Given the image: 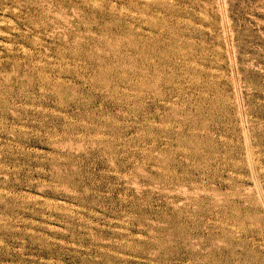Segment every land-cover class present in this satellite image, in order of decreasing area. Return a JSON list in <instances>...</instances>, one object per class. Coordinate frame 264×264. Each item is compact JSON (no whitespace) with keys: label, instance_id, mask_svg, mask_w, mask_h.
Segmentation results:
<instances>
[{"label":"rangeland","instance_id":"rangeland-1","mask_svg":"<svg viewBox=\"0 0 264 264\" xmlns=\"http://www.w3.org/2000/svg\"><path fill=\"white\" fill-rule=\"evenodd\" d=\"M0 264H264V0H0Z\"/></svg>","mask_w":264,"mask_h":264}]
</instances>
